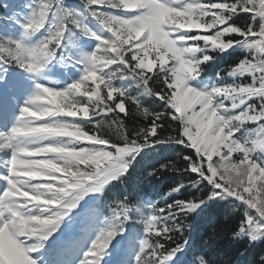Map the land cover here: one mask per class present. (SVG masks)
<instances>
[{
    "label": "snow or ice",
    "instance_id": "1",
    "mask_svg": "<svg viewBox=\"0 0 264 264\" xmlns=\"http://www.w3.org/2000/svg\"><path fill=\"white\" fill-rule=\"evenodd\" d=\"M6 19L0 264H192L212 206L264 242V0H28ZM141 161L177 177L158 200L128 187Z\"/></svg>",
    "mask_w": 264,
    "mask_h": 264
},
{
    "label": "trees",
    "instance_id": "2",
    "mask_svg": "<svg viewBox=\"0 0 264 264\" xmlns=\"http://www.w3.org/2000/svg\"><path fill=\"white\" fill-rule=\"evenodd\" d=\"M236 58L237 54L228 55V63L233 64ZM167 155L174 156L175 154L168 153ZM165 175L167 176V184L172 186L176 180L174 178L176 177L175 174L166 173ZM213 213L216 217V223L213 227L209 228L211 234L208 235L211 258L214 261H222V259L223 261L232 260V258L238 256L241 252L238 259H241L242 264H260V257L264 256V242L251 244L250 248L246 247L245 242L236 244L237 241L232 239V233L238 223V218L233 214L225 212L220 206H215Z\"/></svg>",
    "mask_w": 264,
    "mask_h": 264
},
{
    "label": "bare ground",
    "instance_id": "3",
    "mask_svg": "<svg viewBox=\"0 0 264 264\" xmlns=\"http://www.w3.org/2000/svg\"><path fill=\"white\" fill-rule=\"evenodd\" d=\"M163 193H165V191L158 192L157 195H162ZM206 223H207L206 226H205L206 229H208V228L214 226V225L212 224V218H210V217L207 218ZM192 234L195 236V240H194V241L196 242L195 245L200 244L201 241L199 240L198 232L193 231ZM205 236H206V235H205ZM203 241H205V243L203 244V246H205V248H206L205 251L209 253V250H210V244H209V243H210V240H209L208 236L205 237V238L203 239Z\"/></svg>",
    "mask_w": 264,
    "mask_h": 264
}]
</instances>
